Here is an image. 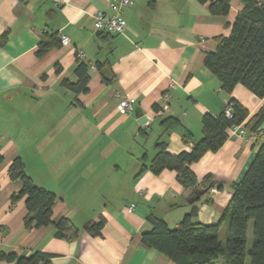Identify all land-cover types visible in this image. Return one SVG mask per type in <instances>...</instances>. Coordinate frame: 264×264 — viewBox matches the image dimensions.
<instances>
[{"label":"crops","instance_id":"crops-1","mask_svg":"<svg viewBox=\"0 0 264 264\" xmlns=\"http://www.w3.org/2000/svg\"><path fill=\"white\" fill-rule=\"evenodd\" d=\"M230 5L227 15H214L209 2L133 0L124 10L125 32L107 34L95 27L94 14L110 12V0H0V38L8 36L0 45V253L42 251L53 264H176L144 245L142 233L152 230L151 213L177 226L195 194L175 170L155 174L141 167L151 163L160 141L174 155L191 151L204 135L203 116L219 115L233 97L249 111L242 125L263 106L264 98L242 84L226 92L205 65L245 4ZM56 34L71 43L39 54L43 37ZM100 61L110 62L114 82L102 80ZM81 62L90 81L87 91L76 92L63 81L80 79ZM118 93L133 98L131 111L119 109ZM168 117L180 121L167 129ZM253 123L245 126L247 137L228 130L218 151L191 165L201 194L194 219L221 221L223 239L232 185L261 145ZM18 156L36 183L56 193L54 220L70 218L78 233L61 238L54 224L26 227V198L13 200L22 182L9 174ZM90 221H102L100 233L85 228ZM0 264L18 263L0 258Z\"/></svg>","mask_w":264,"mask_h":264},{"label":"trees","instance_id":"trees-1","mask_svg":"<svg viewBox=\"0 0 264 264\" xmlns=\"http://www.w3.org/2000/svg\"><path fill=\"white\" fill-rule=\"evenodd\" d=\"M209 2V10L214 15H227L231 0H198ZM245 5L236 17L231 33L217 37V48L208 52L205 65L220 79L222 88L232 93L242 84L259 98H264V1L241 0ZM7 34L0 38V45L7 40ZM60 44L59 35L44 36L39 54L45 53L54 45ZM102 80L112 83L116 74L109 61L97 62ZM88 65L81 62L77 68L80 79L76 82L64 80L63 84L76 92L88 90L90 76ZM233 117L228 118L225 109L219 115L207 113L203 116L204 135L191 151L177 155L167 151V143H156L157 152L151 163H144L141 171L150 169L160 174L165 169L175 170L177 179L185 189L195 194L190 212L179 224L170 227L167 221L151 213L148 217L152 230L142 233V243L164 254L176 264H264V129L258 127L264 121V104L253 117L252 131L261 139V145L243 178L232 185L233 196L226 210L229 217L224 242L220 240L221 221L205 224L195 220L199 209L201 194L197 192L200 184L191 165L200 161L211 151H218L229 137V128L243 124L248 117V109L234 97ZM158 109V106H155ZM249 120L243 127L250 125ZM179 119L168 117L163 121L166 128L179 123ZM11 179L20 180L22 188L13 200L26 198V227H43L54 224L56 235L69 238L78 233V228L68 217L55 221L53 217L57 195L39 185L27 174L24 160L18 156L9 167ZM208 177V176H207ZM253 223V242L248 247V230ZM102 221H90L85 228L92 234L100 233ZM0 258L16 260L18 264H53L51 255L35 251L28 256H18L15 252L0 253Z\"/></svg>","mask_w":264,"mask_h":264},{"label":"built area","instance_id":"built-area-1","mask_svg":"<svg viewBox=\"0 0 264 264\" xmlns=\"http://www.w3.org/2000/svg\"><path fill=\"white\" fill-rule=\"evenodd\" d=\"M133 3V0H110V12L99 10L94 14V25L101 32L107 34H122L125 32L127 26V19L124 14V10ZM62 45H69L71 39L66 34L59 36ZM80 58L86 57V52L80 50L78 52ZM120 101L118 107L122 111H131L133 109V98L127 94L122 95L118 93ZM225 113L228 118L233 117V103L228 102L226 104ZM229 132L233 136L247 137L248 132L242 124L235 125L229 128ZM229 134V135H230ZM135 204L133 203L132 206Z\"/></svg>","mask_w":264,"mask_h":264},{"label":"rangeland","instance_id":"rangeland-1","mask_svg":"<svg viewBox=\"0 0 264 264\" xmlns=\"http://www.w3.org/2000/svg\"><path fill=\"white\" fill-rule=\"evenodd\" d=\"M247 236H248L247 245H248V247H250L252 242H253V223H250V225H249V230H248V235ZM220 240L222 242H224V239L222 238V236L220 237Z\"/></svg>","mask_w":264,"mask_h":264},{"label":"water","instance_id":"water-1","mask_svg":"<svg viewBox=\"0 0 264 264\" xmlns=\"http://www.w3.org/2000/svg\"><path fill=\"white\" fill-rule=\"evenodd\" d=\"M147 119H148V118H147L146 116H143V117L141 118V120H140V121H141V123H142V122H145V121H147Z\"/></svg>","mask_w":264,"mask_h":264}]
</instances>
